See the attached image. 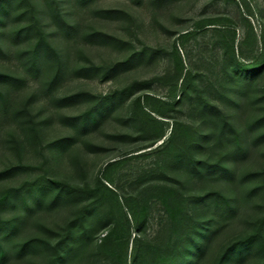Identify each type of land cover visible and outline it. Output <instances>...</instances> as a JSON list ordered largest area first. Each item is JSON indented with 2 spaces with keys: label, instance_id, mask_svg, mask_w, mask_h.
<instances>
[{
  "label": "rangeland",
  "instance_id": "rangeland-1",
  "mask_svg": "<svg viewBox=\"0 0 264 264\" xmlns=\"http://www.w3.org/2000/svg\"><path fill=\"white\" fill-rule=\"evenodd\" d=\"M0 264H264V0H0Z\"/></svg>",
  "mask_w": 264,
  "mask_h": 264
},
{
  "label": "trees",
  "instance_id": "trees-1",
  "mask_svg": "<svg viewBox=\"0 0 264 264\" xmlns=\"http://www.w3.org/2000/svg\"><path fill=\"white\" fill-rule=\"evenodd\" d=\"M183 34H185V33H183Z\"/></svg>",
  "mask_w": 264,
  "mask_h": 264
}]
</instances>
